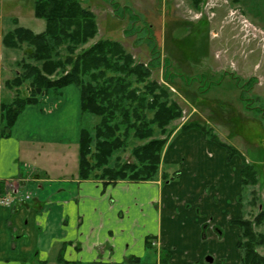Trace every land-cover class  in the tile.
I'll return each instance as SVG.
<instances>
[{
	"label": "crops",
	"instance_id": "0c3cea01",
	"mask_svg": "<svg viewBox=\"0 0 264 264\" xmlns=\"http://www.w3.org/2000/svg\"><path fill=\"white\" fill-rule=\"evenodd\" d=\"M61 97L60 106L46 97L45 114L25 108L37 121L21 126L20 116L0 136V196L10 199L0 205V264H239L238 156L198 130L176 131L154 181L82 180L66 160L77 153L78 89Z\"/></svg>",
	"mask_w": 264,
	"mask_h": 264
},
{
	"label": "rangeland",
	"instance_id": "374dc122",
	"mask_svg": "<svg viewBox=\"0 0 264 264\" xmlns=\"http://www.w3.org/2000/svg\"><path fill=\"white\" fill-rule=\"evenodd\" d=\"M35 2L0 0V102H9L16 94L5 88L4 82L21 71L16 63L27 52L25 46L22 50L5 48L2 37L16 26L35 34L43 32L45 22L34 16ZM81 2L94 14L98 27V35L90 43L100 38L120 42L135 63L151 67L150 80L166 88L181 108L182 116L168 128L169 137L184 124L198 123L212 129L220 142L238 150L254 166L259 184L240 193V215L252 220L264 206V0H200L197 8L189 0ZM229 12L234 15L230 17ZM241 19L263 35L254 37L242 27ZM19 93L28 96V85ZM48 96L55 97L49 93L25 108L36 107L42 114L54 110L52 103L46 104ZM55 98V105L60 106L63 97ZM24 109L16 120L22 116L20 125L29 126L37 120L22 115ZM63 121L58 125L61 136L68 130ZM97 121L88 116L84 124L91 128ZM48 123L55 125L56 121ZM133 144L140 143L130 142L125 152L119 153L122 162H133ZM66 160L69 168L77 164L76 148L70 149ZM255 231L264 234V224ZM233 238H226V250ZM256 251L264 257V246Z\"/></svg>",
	"mask_w": 264,
	"mask_h": 264
},
{
	"label": "trees",
	"instance_id": "16d2710c",
	"mask_svg": "<svg viewBox=\"0 0 264 264\" xmlns=\"http://www.w3.org/2000/svg\"><path fill=\"white\" fill-rule=\"evenodd\" d=\"M189 1L193 8L200 3ZM33 12L45 22L43 32L35 34L16 26L1 40L5 48L22 50L25 46L27 52L16 63L21 71L4 82V87L16 94L9 102H0V136L10 135L27 105L39 103L40 97L49 93L60 97L62 89L74 86L79 92L80 113L78 178L108 183L154 181L171 134L168 128L182 116L181 108L166 88L150 80L151 67L135 63L120 42L100 38L90 43L98 35V27L94 14L81 0H36ZM25 84L29 95L21 96L19 89ZM88 116L98 118L91 128L84 124ZM190 129L224 147L228 159L241 158L242 191L259 184L254 166L236 149L220 142L212 129L194 122L181 127V131ZM130 142L140 143L130 150L133 162H122L119 153L125 152ZM238 201L242 202L241 195ZM231 223L239 229V264H264V257L256 251L264 246V234L255 231L264 224V206L252 220L240 215Z\"/></svg>",
	"mask_w": 264,
	"mask_h": 264
},
{
	"label": "built area",
	"instance_id": "2783aa9c",
	"mask_svg": "<svg viewBox=\"0 0 264 264\" xmlns=\"http://www.w3.org/2000/svg\"><path fill=\"white\" fill-rule=\"evenodd\" d=\"M228 15L231 17L234 14L232 12H229ZM239 22L243 28L247 29L249 32L251 31L254 37H256V34L263 35V31L254 27L250 22H248V20L241 19ZM9 203H10V199L8 196L6 195L0 196V205H8Z\"/></svg>",
	"mask_w": 264,
	"mask_h": 264
},
{
	"label": "water",
	"instance_id": "95a60500",
	"mask_svg": "<svg viewBox=\"0 0 264 264\" xmlns=\"http://www.w3.org/2000/svg\"><path fill=\"white\" fill-rule=\"evenodd\" d=\"M211 261V259L209 260V262Z\"/></svg>",
	"mask_w": 264,
	"mask_h": 264
}]
</instances>
